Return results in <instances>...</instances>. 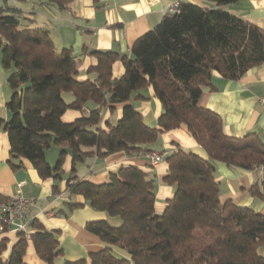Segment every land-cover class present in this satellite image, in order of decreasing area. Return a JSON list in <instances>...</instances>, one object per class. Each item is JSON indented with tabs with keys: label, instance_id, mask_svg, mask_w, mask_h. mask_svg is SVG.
I'll return each instance as SVG.
<instances>
[{
	"label": "trees",
	"instance_id": "trees-1",
	"mask_svg": "<svg viewBox=\"0 0 264 264\" xmlns=\"http://www.w3.org/2000/svg\"><path fill=\"white\" fill-rule=\"evenodd\" d=\"M45 1L66 9L72 0ZM207 1L213 7L180 2L178 11L165 13L154 28L136 39L131 56L92 51L98 62L87 71L96 77L86 80L78 79L81 62L72 48L58 50L48 29L26 26L19 9L0 5L1 64L10 71L13 90L7 103L10 117H0V128L8 133L11 157L20 159L14 167L28 159L42 178L62 181L63 162L70 151L73 169L66 182L68 197L82 195L95 210L122 220L118 226L107 219L87 222L86 229L100 237L105 247L90 252L89 259L64 264H264L260 253L264 213L231 199L223 201L216 175L218 161L264 170V136L255 131L228 135L222 116L198 103L205 87L214 88L216 75L239 80L264 64V29L225 8L238 0ZM117 60L124 64L125 73L114 77ZM147 86L154 87L163 106L156 126L147 124L132 103L135 97H144L140 91ZM67 93L73 96L70 102ZM88 102L97 105L88 115L73 122L62 119L68 109L83 110ZM116 104H124L122 117L103 129V107ZM182 125L208 158L180 147L166 156L164 182L173 186L174 194L162 213L155 209V179L138 165L121 166L103 183L75 174L77 163L94 154L152 152L161 133ZM52 145L61 147L55 165L46 157ZM53 187L55 194L61 192L58 184ZM249 190L264 202V179ZM66 203L69 209L82 205ZM17 233L7 260L1 255L9 239L0 238V264H27L29 239L44 264H56L63 250L55 230L31 219L28 234Z\"/></svg>",
	"mask_w": 264,
	"mask_h": 264
},
{
	"label": "crops",
	"instance_id": "crops-1",
	"mask_svg": "<svg viewBox=\"0 0 264 264\" xmlns=\"http://www.w3.org/2000/svg\"><path fill=\"white\" fill-rule=\"evenodd\" d=\"M193 2L204 7H213L214 3L207 0H72L66 9L47 4L45 0H12L5 6L20 10L22 22L31 28L43 27L50 31L58 50L72 48L74 55L80 60L78 79L95 78L88 74V68L96 65L97 56L94 50H112L120 55L131 56V47L138 37L154 28L163 18L174 2ZM226 9L237 16L252 21L264 29V0H238L228 4ZM125 73L121 60L113 65L114 77ZM10 71L1 64L0 54V117L8 120L10 113L7 103L11 100L13 90L8 81ZM214 88L205 87L198 100L201 106L208 107L222 116L224 131L231 136H243L249 132H258L264 136V104L260 97L264 94V64L249 70L241 79H224L216 75L213 79ZM144 97H135L132 103L151 126H156L163 111L160 99L155 95L153 86L140 91ZM72 94H66L68 102L73 100ZM70 97V98H68ZM124 104H116L114 108L105 105L102 109L103 129L116 124L122 117ZM97 107L93 102L83 108L68 109L62 116L65 122L88 115ZM110 122V123H109ZM52 145L46 150L48 161L57 162L60 148L56 152ZM178 147L208 158L206 150L195 140L186 125L163 132L153 144L154 151L165 152L166 155ZM11 144L8 133L0 128V196L8 197L21 189L26 195L37 198L35 207L30 212V219L36 220L48 230H55L63 252L56 258V264H64L67 260L88 258L90 252L99 251L105 243L96 234L86 229V223L92 220L107 219L111 225L118 226L122 220L118 216H110L104 211L92 208L82 195L68 197L66 182L72 173L73 160L69 151L63 162L64 179L56 181L53 177L42 178L28 159L12 158ZM84 150L95 152V147H84ZM54 156V157H53ZM54 158V159H52ZM11 160V162H10ZM138 165L155 179L157 213H162L168 200L173 197V186L164 182L168 172L166 161L151 165L146 153L128 155L118 151L105 157L96 154L76 165L75 174L80 178L94 183L109 180L110 174L123 165ZM217 179L221 182V199H231L243 206H252L264 213V202L250 193L249 188L264 179V170H245L240 167L228 166L224 162H216ZM60 186L61 192L54 193V185ZM67 201L82 203L81 206L69 209ZM67 211V214L64 211ZM34 231V229H33ZM8 237L9 246L1 255L7 260L12 246L18 240V233L10 231L0 233V238ZM89 259V258H88ZM27 264H44L38 255L31 239L24 255Z\"/></svg>",
	"mask_w": 264,
	"mask_h": 264
},
{
	"label": "built area",
	"instance_id": "built-area-1",
	"mask_svg": "<svg viewBox=\"0 0 264 264\" xmlns=\"http://www.w3.org/2000/svg\"><path fill=\"white\" fill-rule=\"evenodd\" d=\"M180 2H174L167 12H176L179 10ZM166 12V13H167ZM264 104V94L260 97ZM166 153L161 151H152L146 153V157L151 165L165 161ZM37 203V198L33 195L24 194L21 189L15 193L0 200V233L10 231L26 232L28 234L30 212Z\"/></svg>",
	"mask_w": 264,
	"mask_h": 264
},
{
	"label": "rangeland",
	"instance_id": "rangeland-1",
	"mask_svg": "<svg viewBox=\"0 0 264 264\" xmlns=\"http://www.w3.org/2000/svg\"><path fill=\"white\" fill-rule=\"evenodd\" d=\"M7 1H8L9 3L12 2V0H0V5H5V3H6ZM70 96H72V95H70ZM68 98H70V97H68ZM56 148H60V147L53 146V149H52V150H55V151H53V152H55L54 155H56V152H57V150H58V149H56ZM53 157H54V156H53ZM52 159H54V158H52ZM55 164H56V162H54L52 165H55ZM260 253H261L262 255H264V247L260 248Z\"/></svg>",
	"mask_w": 264,
	"mask_h": 264
}]
</instances>
